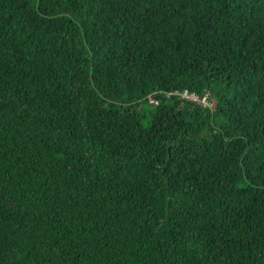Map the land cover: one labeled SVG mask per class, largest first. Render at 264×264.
Wrapping results in <instances>:
<instances>
[{
  "label": "trees",
  "instance_id": "obj_1",
  "mask_svg": "<svg viewBox=\"0 0 264 264\" xmlns=\"http://www.w3.org/2000/svg\"><path fill=\"white\" fill-rule=\"evenodd\" d=\"M0 264H264V0H0Z\"/></svg>",
  "mask_w": 264,
  "mask_h": 264
},
{
  "label": "built area",
  "instance_id": "obj_2",
  "mask_svg": "<svg viewBox=\"0 0 264 264\" xmlns=\"http://www.w3.org/2000/svg\"><path fill=\"white\" fill-rule=\"evenodd\" d=\"M167 97H175L181 100H185V101H191V102H199L201 103L204 107H209L210 104L208 102V96H202L199 97L196 93L194 92H190L188 90H182V91H174L171 93H167L166 94ZM150 104H157V101H155L154 99H150L149 101Z\"/></svg>",
  "mask_w": 264,
  "mask_h": 264
},
{
  "label": "rangeland",
  "instance_id": "obj_3",
  "mask_svg": "<svg viewBox=\"0 0 264 264\" xmlns=\"http://www.w3.org/2000/svg\"><path fill=\"white\" fill-rule=\"evenodd\" d=\"M114 103L121 105L122 107H128L131 103L130 102H123V99H117L114 101ZM155 105H152L149 103V97L148 98H143L138 105V110L142 113V114H147L150 111H152L154 109ZM148 123V119L144 118L143 119V124L147 125Z\"/></svg>",
  "mask_w": 264,
  "mask_h": 264
}]
</instances>
